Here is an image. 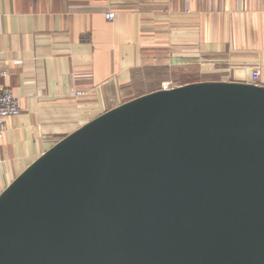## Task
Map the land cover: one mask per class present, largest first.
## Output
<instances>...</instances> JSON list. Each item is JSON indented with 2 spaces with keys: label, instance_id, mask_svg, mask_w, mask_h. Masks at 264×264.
<instances>
[{
  "label": "water",
  "instance_id": "obj_1",
  "mask_svg": "<svg viewBox=\"0 0 264 264\" xmlns=\"http://www.w3.org/2000/svg\"><path fill=\"white\" fill-rule=\"evenodd\" d=\"M0 264H264V85L127 100L0 193Z\"/></svg>",
  "mask_w": 264,
  "mask_h": 264
},
{
  "label": "crops",
  "instance_id": "obj_2",
  "mask_svg": "<svg viewBox=\"0 0 264 264\" xmlns=\"http://www.w3.org/2000/svg\"><path fill=\"white\" fill-rule=\"evenodd\" d=\"M0 68L21 107L0 134L1 193L68 133L173 79L257 69L264 85V0H0Z\"/></svg>",
  "mask_w": 264,
  "mask_h": 264
},
{
  "label": "built area",
  "instance_id": "obj_3",
  "mask_svg": "<svg viewBox=\"0 0 264 264\" xmlns=\"http://www.w3.org/2000/svg\"><path fill=\"white\" fill-rule=\"evenodd\" d=\"M113 16V12H107L106 17L110 18ZM5 73V70L0 68V134L3 130L5 119L11 116H16L20 113L21 107L18 97L14 94L12 88L5 86L1 83V76ZM259 81V70L254 69L251 72V82L258 83ZM174 86L170 82H166L161 88H168ZM72 94L77 96L83 92L80 90H71Z\"/></svg>",
  "mask_w": 264,
  "mask_h": 264
},
{
  "label": "rangeland",
  "instance_id": "obj_4",
  "mask_svg": "<svg viewBox=\"0 0 264 264\" xmlns=\"http://www.w3.org/2000/svg\"><path fill=\"white\" fill-rule=\"evenodd\" d=\"M161 71H163V70H161ZM162 74H164L163 72H161V75ZM183 80H181V79H178V78H176V79H173L172 81H170L172 84H174V85H178L179 83H181Z\"/></svg>",
  "mask_w": 264,
  "mask_h": 264
},
{
  "label": "trees",
  "instance_id": "obj_5",
  "mask_svg": "<svg viewBox=\"0 0 264 264\" xmlns=\"http://www.w3.org/2000/svg\"><path fill=\"white\" fill-rule=\"evenodd\" d=\"M188 82H190V81H188ZM182 84H183V82H181ZM184 83H187V82H184Z\"/></svg>",
  "mask_w": 264,
  "mask_h": 264
}]
</instances>
